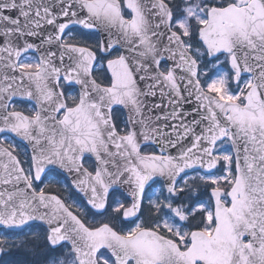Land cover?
<instances>
[{
    "label": "snow or ice",
    "instance_id": "snow-or-ice-1",
    "mask_svg": "<svg viewBox=\"0 0 264 264\" xmlns=\"http://www.w3.org/2000/svg\"><path fill=\"white\" fill-rule=\"evenodd\" d=\"M0 264H264V0H0Z\"/></svg>",
    "mask_w": 264,
    "mask_h": 264
},
{
    "label": "rangeland",
    "instance_id": "rangeland-1",
    "mask_svg": "<svg viewBox=\"0 0 264 264\" xmlns=\"http://www.w3.org/2000/svg\"><path fill=\"white\" fill-rule=\"evenodd\" d=\"M59 183H60V179L59 178H55L54 180H53V184L55 185V184H57V185H59ZM56 186V185H55ZM59 191V190H58ZM64 194V193H63ZM65 196H69V198L70 199H72V200H75L76 201V203H78V204H80L79 202H78V200L76 199V198H74L70 193L69 194H64ZM32 231H40L41 229H38V228H32L31 229ZM17 236H18V238H23V233H18L17 234ZM9 259H19V256H14V257H11V258H9Z\"/></svg>",
    "mask_w": 264,
    "mask_h": 264
},
{
    "label": "trees",
    "instance_id": "trees-1",
    "mask_svg": "<svg viewBox=\"0 0 264 264\" xmlns=\"http://www.w3.org/2000/svg\"><path fill=\"white\" fill-rule=\"evenodd\" d=\"M87 212V216H88V219L90 220H95V221H100L102 218L99 217V216H94L92 212L90 211H86Z\"/></svg>",
    "mask_w": 264,
    "mask_h": 264
},
{
    "label": "water",
    "instance_id": "water-1",
    "mask_svg": "<svg viewBox=\"0 0 264 264\" xmlns=\"http://www.w3.org/2000/svg\"><path fill=\"white\" fill-rule=\"evenodd\" d=\"M68 179L70 180V178H68ZM35 223H36V224H40V222H33L32 224H35Z\"/></svg>",
    "mask_w": 264,
    "mask_h": 264
},
{
    "label": "flooded vegetation",
    "instance_id": "flooded-vegetation-1",
    "mask_svg": "<svg viewBox=\"0 0 264 264\" xmlns=\"http://www.w3.org/2000/svg\"><path fill=\"white\" fill-rule=\"evenodd\" d=\"M59 186V188H60V190H61V186L60 185H58Z\"/></svg>",
    "mask_w": 264,
    "mask_h": 264
}]
</instances>
